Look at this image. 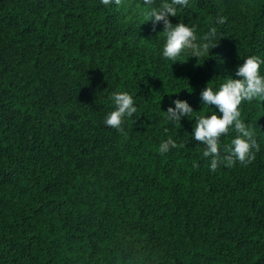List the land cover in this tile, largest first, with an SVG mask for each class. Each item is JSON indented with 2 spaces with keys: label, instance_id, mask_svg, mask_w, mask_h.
Segmentation results:
<instances>
[{
  "label": "trees",
  "instance_id": "obj_1",
  "mask_svg": "<svg viewBox=\"0 0 264 264\" xmlns=\"http://www.w3.org/2000/svg\"><path fill=\"white\" fill-rule=\"evenodd\" d=\"M174 18L218 45L173 64L116 5L0 0V264H264V109L241 105L260 145L246 165L210 171L190 134L215 114L201 91L264 60V0H189ZM115 91L138 105L123 131L103 122ZM175 99L193 120L167 118Z\"/></svg>",
  "mask_w": 264,
  "mask_h": 264
},
{
  "label": "clouds",
  "instance_id": "obj_2",
  "mask_svg": "<svg viewBox=\"0 0 264 264\" xmlns=\"http://www.w3.org/2000/svg\"><path fill=\"white\" fill-rule=\"evenodd\" d=\"M100 3L104 6H119L121 0H100ZM188 3L189 0H162L158 7H152L153 0H143L145 8L148 9L144 22L152 20L154 25L163 24L164 43L160 55L164 60L173 61V64L180 61L178 58L186 50L191 52V57L199 59L208 55L210 47L213 49L218 45H213L216 37L214 27L198 37L194 27L181 22L173 24L170 17H178V11L187 7ZM218 22L223 23L222 20ZM262 65L264 60L249 56L237 65L235 78L228 75L218 86L208 84L200 93L202 107L214 108L215 114L197 116L190 134L192 140L204 146L203 156L210 158V171L214 172L221 165L231 166L237 162L246 165L255 158V153L260 151L252 128L241 119V105L245 102L264 100ZM109 99L113 110L106 114L104 125L123 131L124 122L134 117L138 105L129 92L115 91ZM172 105L163 112L170 121L180 124L183 118L193 120V113L197 112L187 100L175 99ZM230 129L235 132V136L230 145L223 146L221 138L226 136ZM176 146V142L169 137L159 144V152L161 155L166 154Z\"/></svg>",
  "mask_w": 264,
  "mask_h": 264
},
{
  "label": "rangeland",
  "instance_id": "obj_3",
  "mask_svg": "<svg viewBox=\"0 0 264 264\" xmlns=\"http://www.w3.org/2000/svg\"><path fill=\"white\" fill-rule=\"evenodd\" d=\"M145 6L146 5L143 4V0H121V4L118 6V9L125 24L131 25L135 28L144 29L146 31H149L151 33L163 37L162 32L164 29L162 23L159 25H154L152 20L144 22L146 18V12L148 11V9L145 8ZM170 19L172 20L173 24L178 23L176 18L170 17ZM133 42L135 44L146 46L150 50H153L152 46L144 42H138L136 40H134ZM184 53L187 55V57L184 58V61L188 63L189 59L191 58V52L189 50H186ZM257 102L260 103V105L264 109V100Z\"/></svg>",
  "mask_w": 264,
  "mask_h": 264
}]
</instances>
